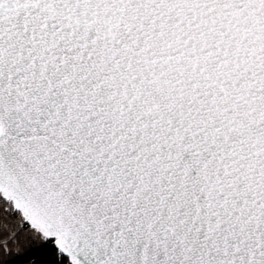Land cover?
Returning a JSON list of instances; mask_svg holds the SVG:
<instances>
[{
  "label": "snow or ice",
  "instance_id": "6c2138e0",
  "mask_svg": "<svg viewBox=\"0 0 264 264\" xmlns=\"http://www.w3.org/2000/svg\"><path fill=\"white\" fill-rule=\"evenodd\" d=\"M0 264H264V0H0Z\"/></svg>",
  "mask_w": 264,
  "mask_h": 264
}]
</instances>
